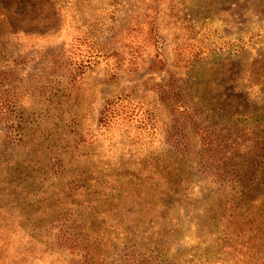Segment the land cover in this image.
Segmentation results:
<instances>
[{"label": "rangeland", "instance_id": "1", "mask_svg": "<svg viewBox=\"0 0 264 264\" xmlns=\"http://www.w3.org/2000/svg\"><path fill=\"white\" fill-rule=\"evenodd\" d=\"M0 264H264V0H0Z\"/></svg>", "mask_w": 264, "mask_h": 264}, {"label": "trees", "instance_id": "2", "mask_svg": "<svg viewBox=\"0 0 264 264\" xmlns=\"http://www.w3.org/2000/svg\"><path fill=\"white\" fill-rule=\"evenodd\" d=\"M9 103H10V101H9ZM9 103H3V104H5V106H6V105H8ZM109 111H110L109 108H105V109L103 110V112L101 113V114H103L102 118H103V117L106 118V116H107V114L109 113ZM256 168H260V164H259V163H257Z\"/></svg>", "mask_w": 264, "mask_h": 264}]
</instances>
